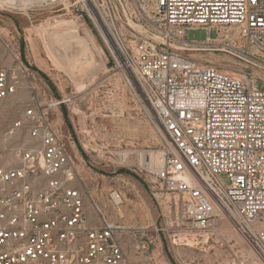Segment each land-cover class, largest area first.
Wrapping results in <instances>:
<instances>
[{
	"label": "built area",
	"instance_id": "2783aa9c",
	"mask_svg": "<svg viewBox=\"0 0 264 264\" xmlns=\"http://www.w3.org/2000/svg\"><path fill=\"white\" fill-rule=\"evenodd\" d=\"M76 5L162 128L164 160L155 180L182 201L181 222L135 227L104 214L102 188L83 175L57 118L64 101H47L17 28L0 25V108L22 92L31 95L0 135V264H143L131 257L127 238L151 263L156 253L165 259L167 235L174 247L213 241L229 252V264H264V0ZM195 29L216 30L249 71L230 74L192 59L186 52L201 42H189L187 33ZM107 199L118 211L125 192L111 189Z\"/></svg>",
	"mask_w": 264,
	"mask_h": 264
},
{
	"label": "rangeland",
	"instance_id": "374dc122",
	"mask_svg": "<svg viewBox=\"0 0 264 264\" xmlns=\"http://www.w3.org/2000/svg\"><path fill=\"white\" fill-rule=\"evenodd\" d=\"M1 2L0 25L17 28L19 40L25 43V59L46 90L47 101H64L57 118L64 134L72 138L71 151L78 157L83 175L102 188L97 197L104 214L119 224L176 228L181 222L182 201L160 190L155 180L157 168L150 170L139 165L143 154L149 159L151 153H163L162 128L136 83L129 77L130 85L116 68L88 17L77 7V0H59L27 10L9 8ZM69 27L76 28L86 40L94 65L68 62L65 54L77 53V49H63L64 45L55 42V35ZM209 35L211 40L207 42ZM187 40L201 42L197 48L204 51L186 52L195 61L230 74L249 71L246 63L222 46L216 30L210 34L203 29L190 30ZM30 99L29 92H22L0 108V135L21 118ZM114 188L125 192V204L118 211L107 199ZM162 240L165 259L161 261L156 253L155 262L147 263L141 258L143 264H229L231 260L229 252L214 246L213 241L208 246H198L191 240L195 246L192 248L174 247V237L168 235ZM227 241L239 243L235 237Z\"/></svg>",
	"mask_w": 264,
	"mask_h": 264
},
{
	"label": "bare ground",
	"instance_id": "6f19581e",
	"mask_svg": "<svg viewBox=\"0 0 264 264\" xmlns=\"http://www.w3.org/2000/svg\"><path fill=\"white\" fill-rule=\"evenodd\" d=\"M57 1L59 0H3L2 3L4 5L9 6V8L27 10L36 5H42V4H47L49 2H57ZM55 36H54L55 42L57 44L64 45L63 49L67 48L68 50H72V52H74V49L75 50L77 49V53L70 54V52H67L65 54L69 60L68 61L69 63L79 62V63H83V65H94L95 62L93 58L94 56H92L91 50H89V46L86 40L80 37V35H78V33L76 32V28L69 27L67 31L57 33V35ZM191 51H204V50H201V48L200 49L194 48ZM122 154H120V156H122ZM125 155L127 154L125 153ZM163 160H164L163 153H157V154L151 153L149 159L145 157L143 154V156L140 157L139 165L141 167H147L150 170H154L156 168L160 169L163 166ZM204 242H206V239L204 240ZM189 246L192 248L195 247L194 244H192V242H189Z\"/></svg>",
	"mask_w": 264,
	"mask_h": 264
},
{
	"label": "crops",
	"instance_id": "0c3cea01",
	"mask_svg": "<svg viewBox=\"0 0 264 264\" xmlns=\"http://www.w3.org/2000/svg\"><path fill=\"white\" fill-rule=\"evenodd\" d=\"M88 211H89V214L92 215L91 210H88ZM126 242H127L128 246H129V248H130V254H131V257L133 258V260L136 261V262H142L141 257H139V256L137 255V253H136V251H135V249H134V247H133V245H132L133 243H132L131 239L127 238V239H126ZM133 255H136V256L133 257Z\"/></svg>",
	"mask_w": 264,
	"mask_h": 264
},
{
	"label": "trees",
	"instance_id": "16d2710c",
	"mask_svg": "<svg viewBox=\"0 0 264 264\" xmlns=\"http://www.w3.org/2000/svg\"><path fill=\"white\" fill-rule=\"evenodd\" d=\"M21 49H22V55H23V58L25 59V43L24 42H21ZM35 70V69H34ZM121 173H126L127 171H123L121 170L120 171Z\"/></svg>",
	"mask_w": 264,
	"mask_h": 264
}]
</instances>
